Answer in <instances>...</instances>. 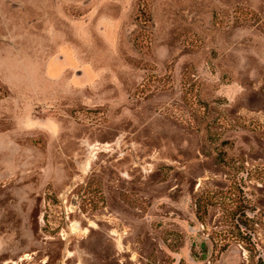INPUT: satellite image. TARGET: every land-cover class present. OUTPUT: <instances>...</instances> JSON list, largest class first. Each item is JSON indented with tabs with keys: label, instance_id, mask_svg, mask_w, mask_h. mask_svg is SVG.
<instances>
[{
	"label": "rangeland",
	"instance_id": "1",
	"mask_svg": "<svg viewBox=\"0 0 264 264\" xmlns=\"http://www.w3.org/2000/svg\"><path fill=\"white\" fill-rule=\"evenodd\" d=\"M0 264H264V0H0Z\"/></svg>",
	"mask_w": 264,
	"mask_h": 264
},
{
	"label": "trees",
	"instance_id": "2",
	"mask_svg": "<svg viewBox=\"0 0 264 264\" xmlns=\"http://www.w3.org/2000/svg\"><path fill=\"white\" fill-rule=\"evenodd\" d=\"M242 206H244V205H243V203L241 202L240 205H239V209L237 210V212L239 211V212L242 213V211H243ZM240 207H241V208H240ZM240 222H242V221H240ZM241 225L246 226V223L243 222V224H241Z\"/></svg>",
	"mask_w": 264,
	"mask_h": 264
},
{
	"label": "built area",
	"instance_id": "3",
	"mask_svg": "<svg viewBox=\"0 0 264 264\" xmlns=\"http://www.w3.org/2000/svg\"><path fill=\"white\" fill-rule=\"evenodd\" d=\"M64 212H66L65 205H64Z\"/></svg>",
	"mask_w": 264,
	"mask_h": 264
},
{
	"label": "bare ground",
	"instance_id": "4",
	"mask_svg": "<svg viewBox=\"0 0 264 264\" xmlns=\"http://www.w3.org/2000/svg\"><path fill=\"white\" fill-rule=\"evenodd\" d=\"M74 227H75V226H74V225H72V228H73V229H74ZM68 255H69V254H68Z\"/></svg>",
	"mask_w": 264,
	"mask_h": 264
}]
</instances>
